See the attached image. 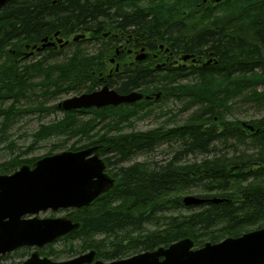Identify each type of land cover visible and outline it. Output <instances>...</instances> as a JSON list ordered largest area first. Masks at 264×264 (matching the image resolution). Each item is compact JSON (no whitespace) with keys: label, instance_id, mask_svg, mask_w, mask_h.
I'll list each match as a JSON object with an SVG mask.
<instances>
[{"label":"trees","instance_id":"1","mask_svg":"<svg viewBox=\"0 0 264 264\" xmlns=\"http://www.w3.org/2000/svg\"><path fill=\"white\" fill-rule=\"evenodd\" d=\"M234 2L240 9H236L235 15L249 16L253 23L249 37L234 31L228 25L229 19L224 21V25L187 30L185 24L182 25L183 22L174 21L178 13H174L172 7L165 8L162 4L150 7L154 8L150 12V18L143 12L147 10L143 7L114 12V15L121 19L123 27L133 25L137 33L146 32L143 29L145 24L150 31L163 28V25L175 29L178 36H171L169 41H165L175 53L197 52L198 50L192 48L193 42L204 47V52L214 51L217 61L203 67L201 74L197 73L203 81L215 77V73H222L226 77L237 73H250L251 76L245 81L252 84L261 79L256 70L260 69L264 74V0ZM108 9L109 6L104 9L96 0H13L0 12V22L5 24L0 40L9 41L17 36H28L30 33L42 36L72 21L74 27L100 31L101 17H112V14L108 15ZM47 15L49 18L45 20ZM179 37L185 39L183 46H178L176 42ZM105 48V51H96L93 55L82 53L78 56L74 53L66 62L55 66L60 74L54 80L48 71H43L46 75L44 80L49 82L51 79L57 84L65 81L72 86L86 80L92 81L93 85L98 84V74L105 69L102 64L103 55L107 51V47ZM20 68L19 63H16L0 70V98L6 88L12 94L16 93L14 96L19 95L25 88L21 81L23 76ZM41 69L45 70L38 65L34 72L40 74ZM185 72L183 69L176 72L168 70L158 75L157 71L151 72L148 67H138L134 70H124L121 75L115 76V79L110 78L108 83L118 92L127 93L149 87L152 79L155 83L167 79L172 82ZM145 80L148 83L144 82ZM11 82L22 84L23 88L15 91L12 85L8 84ZM240 82L243 83L244 80ZM178 91L180 94L192 92L194 98L198 97L205 103L203 109L193 117V121L183 126L159 127L146 132L92 139L88 134L97 122L95 119L126 114L90 109L84 112H65L62 120L41 126L38 130L37 137L59 134L87 136L90 140L80 148L99 145L98 154L104 157L108 173L114 178L106 193L101 194L90 205L76 209L77 214L73 215L72 220L78 223V227L62 238L70 243L71 252L77 251L72 242L81 240L80 250L94 249L98 257L111 261L135 250L146 251L167 246L182 237L192 238L195 246L199 247L203 239L216 242L223 236L240 234L239 232L247 229V226L264 225V183L259 182L264 178V117L258 122L259 132L252 135L260 145L257 154L242 157L235 153L230 156L217 154L218 143L227 148L231 147V139L243 142L245 138L243 131L238 128L227 125L217 128L214 125V116L217 115L219 119L220 112L217 110L224 105L221 92L209 86L192 89L180 86ZM146 102L134 104L143 105ZM111 109L114 108L106 107L100 111ZM80 113H93L95 118L87 122L78 121L76 116ZM172 141L178 142V145L172 149L173 154L168 161L161 164L149 160L126 164L133 155L150 152L157 145L170 144ZM80 148L71 146L69 150ZM193 153L208 157L200 164H181L182 158ZM23 162L29 163V160ZM20 164L21 161L16 158L0 165V170L8 172ZM193 186L204 193L202 196L211 195L210 193L215 191L227 195L230 201L224 204L187 207L186 209L194 211L187 215H171L162 223L161 219L167 218L169 211L183 208L179 198H174L173 195L185 189L191 190ZM147 224H153L154 227L147 229ZM96 235H104L105 238L96 241Z\"/></svg>","mask_w":264,"mask_h":264},{"label":"rangeland","instance_id":"2","mask_svg":"<svg viewBox=\"0 0 264 264\" xmlns=\"http://www.w3.org/2000/svg\"><path fill=\"white\" fill-rule=\"evenodd\" d=\"M165 1L178 5L179 3L186 2L187 0ZM234 10V8L227 6L208 9L205 11V13L191 14V20L189 21L190 23L194 22L199 24L222 23L228 17L233 16ZM236 26L238 27H236V29L239 32L251 34L252 27L250 17L238 20ZM116 33L117 32H112L111 36L116 39V44L113 45L107 54L104 65V73L101 75L105 78L110 70H114L115 63H120L119 57L116 59L117 61L115 63H109V59L113 57L112 53L114 52V49L118 47L120 43H124L125 39L127 38L126 35H118ZM71 36L69 35L67 37L71 38ZM93 43L94 42L87 40L79 43L76 47L61 49L59 52L52 51L44 53L43 55L38 53V61L42 63L43 67L50 66V69L47 71L52 77V80H54L60 74L57 72L55 66L66 62L67 59L74 55V51L76 50L82 49L83 54L94 53L97 49V45ZM17 49H22V47H19V40L9 44L6 47L5 50L8 58L6 57V60L0 59V70L3 67L11 64V53ZM34 59H36V57L28 60L25 64L27 65L29 61ZM25 64H20V66H25ZM44 72L42 71L40 74L35 72H30L29 75L24 74L21 81L23 82L25 88L19 95H6L3 91V96L0 98V165L16 158L21 161V164L8 172H2V170H0V174H11L23 165L33 168L36 161L44 156L56 154L62 151H68L71 146L80 148L83 144H86L90 140L87 136H81L80 134L71 136L59 134L46 137H37L36 134L41 126H47L51 123L60 121L65 117V112L67 111L57 107L60 102L74 95H80L81 93L98 89L101 87L103 82L99 81L98 84L96 83L93 85L94 83L92 81L86 80L85 82H81L72 86L68 84L69 82L62 81L61 84H57L56 81L52 82L51 79L49 82L44 80V77H46ZM258 75H260V78H263V75ZM99 77L100 76L98 75V78ZM242 79L247 78L235 77L228 81L221 76H215L203 81L200 76L190 73L181 76L172 82H169L168 80L162 83L153 84L147 88H141L139 89L141 92L149 94L160 92V95L158 98L147 100V102L143 105H122L120 107L104 111H100L101 109H99L98 112H125L126 116H119L120 114H117L106 119H95L97 122L88 135L91 136L92 139L103 136L118 137L120 135L129 134L132 132H146L159 127L172 128L188 124L192 122L193 117L195 118L198 112L203 109L205 103L202 102L198 97L194 98L192 92L180 94L178 91L179 87L187 86L192 89L209 86L215 91L221 92L220 96L224 104L223 107L218 108L219 110H217V112H220L219 119L217 115L214 116V125L217 128H223L225 125L229 127H235L236 129L238 128L239 130L243 131L245 134L243 142L231 139V147L225 148L224 145L218 143L217 147L219 148V152L217 154H227L230 156L235 153L240 157L251 154L255 155L259 152L260 145L256 143L254 140L255 138L252 135L254 132H259H256L255 129L259 130L260 127L258 122L264 117V81L257 83L251 88L246 87L243 89L240 87L243 84L240 82ZM238 82L239 84H237ZM8 84L12 85L15 91H17L16 89H19L20 87L23 88L22 84L17 85L15 82ZM15 94L16 93L13 95ZM76 118L78 121L87 122L93 120L95 115L93 113H80L77 114ZM243 123L253 126L254 131L249 130L243 125ZM177 145L178 142L174 141H172L170 144H159L150 152L133 155V157H131V159L126 162V164L144 162L148 160L150 162H157L159 164L164 163L171 159L173 154L172 149L177 147ZM91 146L99 145H89L80 149H85ZM207 157L208 156L204 154H190L182 158L180 162L181 164H200ZM23 160H29V163H25ZM106 171H108V169ZM259 182L260 184L264 183V178ZM109 188L110 187H108L103 193H106ZM210 194L215 195L219 194V192L213 191ZM187 195H204V193L197 189L196 186H193L191 190L185 189L180 193H175L173 196L174 198H179L182 203L183 197ZM182 206L183 208H175L172 211H169L166 214L168 217L162 218L161 222L163 223L171 215H187L194 211V209H186L187 207L192 206H185L183 203ZM76 212V208L58 209L57 211L48 209L45 212H40L36 216L38 218H65L73 221V215H76ZM153 227V224L145 225V228L147 229H152ZM263 227L264 225L258 227L256 225H250L247 226V229L244 231L239 232L240 234L235 236L226 235L221 237L216 242L203 239L202 244L201 246L199 245V247H202L205 243H218L227 237L241 236L243 233L261 229ZM68 234L59 237L54 241L43 245L42 247H38V250L36 247L23 246L15 249L13 252L1 254L0 262L3 264H19L27 259V257H29L32 253H37L41 257H48L53 261L61 262L72 259L89 251L94 252L93 260L108 262L98 257L94 249L80 250L79 246L81 240H75L72 242L74 246L73 248L77 251L71 252V247L69 245L70 243L62 240V238ZM103 238H105L104 235L94 236L96 241H100ZM185 238L192 241L194 248H198L195 246L193 239L190 237H182L174 242ZM140 252L143 251L135 250L127 253L125 256L117 257L116 259L127 258Z\"/></svg>","mask_w":264,"mask_h":264},{"label":"water","instance_id":"3","mask_svg":"<svg viewBox=\"0 0 264 264\" xmlns=\"http://www.w3.org/2000/svg\"><path fill=\"white\" fill-rule=\"evenodd\" d=\"M5 1L0 0V6ZM159 95H144L136 90L120 93L105 83L94 91L66 98L58 106L66 111L116 107ZM96 149L93 146L62 151L38 159L33 168L23 165L12 174H0V255L23 246L42 247L78 227V223L70 219L37 218L36 215L48 209L57 211L88 206L113 183ZM229 201L227 197L193 195L182 199L185 206ZM93 258L94 252L89 251L56 262L32 253L20 264H264V227L241 236L227 237L218 243H205L196 249L192 241L185 238L167 247L109 262L93 261Z\"/></svg>","mask_w":264,"mask_h":264},{"label":"bare ground","instance_id":"4","mask_svg":"<svg viewBox=\"0 0 264 264\" xmlns=\"http://www.w3.org/2000/svg\"><path fill=\"white\" fill-rule=\"evenodd\" d=\"M12 0H7L5 1L2 6H0V12L1 10L5 7V5L7 3H9ZM94 1V0H93ZM98 1L101 6L103 5V8L105 9L106 6H109L108 9V15L112 14V17L109 16H104L101 17L102 19H100V24L99 27H101L100 31H92L89 29H85L82 27H74V22H70V23H66V25H63L61 28H56L52 31H50L49 33L43 34L42 36H38L35 33H30L28 36H17L9 41H6L5 45L3 44V42L0 40V58L2 59H7V53H6V47L19 40V47L23 49V45H25L26 48V53L22 56L23 57V61L22 63H26L28 60L35 58L32 61H29V63L23 67L20 66L21 68L19 69V71L22 72V76L25 75H29L30 72H34V69L38 68V65L40 67H43L42 63L40 61H38V52L40 54H44V53H48V52H59L61 51L60 46L65 49V48H69V47H76L79 43H82L84 41H92L94 42L93 44H96V51H98L99 53L102 51H105V47H107V51L105 52V54L103 55V62L102 64L105 65V61H106V57L107 54L109 52V50L113 47L114 44H116V39L114 37H112V32H117L116 34H122V35H126V39L124 41V43H120L118 45V47H116L114 49V52L112 53L113 56H116L119 52V50L124 49V47H128V48H132V49H137V53L139 55H145V56H150V57H155V58H159L160 61H164L165 66L167 68H169L168 70H173V71H179V69H183L186 70L185 74L180 75L184 76L187 74H190L192 72H195L193 74L197 75L201 74L202 68L208 65L213 64L212 62H216L217 61V57L214 51H208V52H204V47L202 48L201 45L199 46L197 42H193L194 46H192V48H194L195 51L197 52H180V53H175V50L172 49V47L170 46L169 43H166L165 41H169L168 38L171 36H175L178 34H176V30L175 29H170L169 27H166L163 25V28H155L153 30H147L148 29V25L145 24L144 25V31H146L145 33H137L136 31H134V26H125L123 27L122 23H120V18H118L117 16L114 15V12H125L128 10H132L135 8H139V7H143L145 11H143L144 13H147V15L149 16V18L151 17V11H153L154 8L150 9L151 6H153L154 4H162L165 8L166 7H172L173 8V12L174 13H178L176 15V17L174 18V21H181L183 22L182 25L186 26L187 30H194V29H199L202 26H217V25H224L225 22L229 19L230 23L228 25H230V27H232V29L234 31H238L236 29V25L238 23V20L240 19H245L246 15L240 14V15H235L236 14V9L238 11H240L239 9V5H235L234 0H187L186 2H182L179 3L178 5L170 3L168 1L165 0H96ZM55 1H53L54 3ZM231 7L234 8V13L233 16H230L226 19L225 22L222 23H215V24H199V23H194L191 22L189 20L191 14H201V13H205L206 10L208 9H215V8H219V7ZM178 11V12H177ZM258 15V14H257ZM49 18V16H45V20H47ZM253 23H251L252 26ZM4 23L0 22V34L2 31V27H4ZM89 25V24H88ZM181 25V26H182ZM226 25V26H228ZM233 25L235 27H233ZM264 26V24H262ZM67 26V27H66ZM90 26V25H89ZM88 26V27H89ZM65 27V29H64ZM138 28V27H137ZM238 28V27H237ZM139 30V29H138ZM239 34L241 35H246V36H250L251 34H245L243 32H239ZM71 36V38H68L67 36ZM185 39H181L180 37L176 40L178 46L180 44V46H183ZM53 47L55 48L54 50L51 51V48ZM206 48V47H205ZM21 49V50H22ZM200 50V51H199ZM95 51V52H96ZM75 54H78V56L82 55V49L80 50H76L74 51ZM88 55H93L92 54H88ZM164 55V56H163ZM20 56L19 53V49L15 50V53H11V57H12V61H10V65L12 66V64H16L18 63L20 60L18 59V57ZM7 57V58H6ZM112 58V57H111ZM70 59V58H69ZM110 60V59H109ZM18 61V62H17ZM112 61H114V58H112L109 63H111ZM9 66V65H8ZM45 70H40V71H47L48 69H50V66L48 67H43ZM167 70V71H168ZM154 71H157L158 75L164 74L165 72L162 69H154ZM188 71V72H187ZM192 71V72H191ZM257 74H261L263 75V78H261L260 80L255 81L252 84H249L247 80L251 74L247 73V74H235V75H231L230 77H226L224 74L222 73H215L216 76H221L222 78L226 79V80H231L235 77H240V78H247V79H242L244 80L242 86H240L241 88L245 89L246 87H253L254 85H256L259 82L264 81V74L262 73V71L256 70ZM177 77V78H179ZM176 78V79H177ZM169 79L165 80L168 81ZM163 81V82H165ZM156 83H162V82H156ZM155 81L150 83V86L153 84H156ZM264 83V82H263ZM142 88H146V87H142ZM141 89V88H139ZM139 89H137L136 91H139ZM4 93L6 95L11 94L12 96H14L11 91H7V89L4 90ZM144 95H150V96H154L156 93H144L141 92ZM160 94V92H157ZM154 99V98H152ZM152 99H148V100H152ZM140 101H147L146 99L140 100ZM137 101V102H140ZM135 102V103H137ZM244 126H246L249 130L254 131V127L248 124L243 123ZM255 131L257 132L258 129H255ZM193 154H198V153H193ZM190 155V154H189ZM187 156V155H186ZM193 196H197L200 198H213V197H227L229 198L227 195H221V194H215V195H208V196H202V195H193ZM208 204H216V203H206V204H201V205H208ZM198 205V206H201ZM192 207H196V206H192Z\"/></svg>","mask_w":264,"mask_h":264},{"label":"flooded vegetation","instance_id":"5","mask_svg":"<svg viewBox=\"0 0 264 264\" xmlns=\"http://www.w3.org/2000/svg\"><path fill=\"white\" fill-rule=\"evenodd\" d=\"M13 1V0H12ZM12 1H10V2H12ZM9 2V3H10ZM9 3H7L6 5H5V7L9 4ZM3 42V44L5 45V43H6V41L5 40H3L2 41ZM26 45V44H25ZM25 45H23V49L21 50V49H19V53H20V56L18 57V59L20 60L18 63H19V65L21 64H24V63H22V59H23V55L27 52L26 51V48H25ZM51 48V51L52 50H54L55 48H53V47H50ZM63 48V46L61 47L60 46V49H62ZM14 53H15V51H13ZM39 53V52H38ZM164 56V55H163ZM120 58V63L119 62H116L117 60V58ZM22 58V59H21ZM112 58H114V61H112L111 63H115V68H114V70H110L109 72H108V74H107V76H106V78L104 77V76H101L103 73H104V71H102V72H100L98 75L100 76L99 77V81L100 82H103L102 83V85H104L105 83H107V84H109L108 83V81L110 80V78L112 79H115V76H117V75H121L123 72H124V70H127V69H137L138 67H148V69L151 71V72H153L154 71V69H162L164 72H166L169 68H167L166 66H165V63H164V61L162 62V61H160V59L159 58H153V57H150V56H143V55H139L138 53H137V49H132V48H128V47H124V49H121V50H119V52H118V54L116 55V56H113ZM112 58H110V60L112 59ZM1 59V58H0ZM109 60V61H110ZM105 79H104V78ZM152 79V78H151ZM90 81V80H89ZM153 81V79L151 80V82ZM144 82H147L148 83V81H144ZM101 85V86H102ZM110 85V84H109ZM111 88H114V87H111ZM93 91V90H92ZM90 92V91H89ZM120 106H122V104L121 105H118V106H116V107H120ZM58 108H61V107H59V106H57ZM106 107H111V105H108V106H104V107H101L100 109H104V108H106ZM113 108H116V107H114V106H112ZM61 109H63V108H61ZM87 110H90V109H78V110H73V111H75V112H78V111H87ZM98 148V150H99V146L97 147ZM103 158V160H104V157H102ZM105 161V160H104ZM105 163H106V161H105ZM108 169V168H107ZM106 169V170H107ZM107 173H108V171H106ZM109 174V173H108ZM110 175V174H109ZM25 247V246H24ZM35 248V247H34ZM36 249L38 250V246H36ZM13 252V251H12ZM37 254V253H36ZM31 255V254H30ZM38 255V254H37Z\"/></svg>","mask_w":264,"mask_h":264}]
</instances>
